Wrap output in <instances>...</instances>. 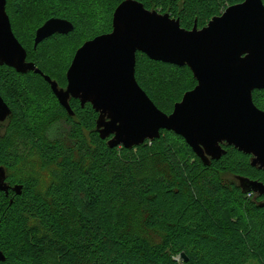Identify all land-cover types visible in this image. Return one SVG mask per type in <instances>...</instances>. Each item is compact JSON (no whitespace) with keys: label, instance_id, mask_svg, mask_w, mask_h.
Listing matches in <instances>:
<instances>
[{"label":"trees","instance_id":"16d2710c","mask_svg":"<svg viewBox=\"0 0 264 264\" xmlns=\"http://www.w3.org/2000/svg\"><path fill=\"white\" fill-rule=\"evenodd\" d=\"M31 1L14 5L8 0L13 32L27 51V61L66 88L67 71L77 50L87 41L112 32L113 15L122 0L106 3L110 28L92 35L86 32L75 8L91 7L94 0ZM136 1L148 10L179 19L183 28L191 30L195 24L204 28L228 7L244 0ZM32 8L36 11L31 14L33 21L27 23H32L28 30L18 20L29 16ZM52 18L70 21L73 31L55 34L35 48L36 31ZM76 41L63 66L47 64L54 45L70 46ZM146 66L181 76V80L170 78L180 85L177 95L152 84L155 77L145 74ZM136 79L166 114L197 86L187 66L154 61L140 52ZM35 82L57 101L36 124L39 116L31 113L33 102L24 91V85L30 87ZM0 94L12 111L0 124L4 130L0 166L6 171L13 169L31 152L39 154L44 166H55L54 181L44 191L34 179L14 178L8 184L22 185L21 195L0 191V251L6 257L0 264H264V196L245 193L239 182L246 178L264 184V171L251 165V155L224 144L227 153L207 166L183 137L170 131H162L159 139L133 149H111L108 139L102 140L96 130L99 114L91 104L82 107L79 100L71 99L74 116H70L50 84L32 71L21 74L0 66ZM263 96L264 90L253 93L255 105L264 111ZM162 98L167 109L161 105ZM59 117L65 118L67 127L54 122ZM157 163L164 169L153 171ZM135 209L139 210L141 229L131 218ZM182 253L188 262L181 258Z\"/></svg>","mask_w":264,"mask_h":264},{"label":"water","instance_id":"95a60500","mask_svg":"<svg viewBox=\"0 0 264 264\" xmlns=\"http://www.w3.org/2000/svg\"><path fill=\"white\" fill-rule=\"evenodd\" d=\"M7 2L0 0V49L7 51L11 33L25 58L21 62L19 57H6L0 66L6 65L21 74L32 71L43 76L70 116H74L71 99L79 100L82 107L91 104L99 114L96 130L102 140L108 139L111 149H133L146 141L159 139L162 131H170L183 137L207 166L211 160H220L227 153L225 144L251 155V165L264 171V111L253 100L255 91L264 90V9L259 8L264 7L262 0H259V7L258 0H248L247 6H244L247 3L244 0L228 7L204 28L199 29L195 24L191 30L183 28L179 19L148 10L136 0L132 2L144 10L145 17H155L165 23L146 20L138 15V6L131 2L122 6L121 3L114 12L112 27L114 29L115 13L122 6L126 9V32L115 39L103 34L87 41L94 43L98 39L94 46L86 45L89 49L86 56L78 54L82 47L79 48L75 54L78 55L76 62L72 61V64L75 62L73 69L70 66L67 71L66 88L27 61V51L13 32ZM119 21L118 11L117 32H120ZM172 24L177 27L170 28ZM73 29L74 25L68 20L49 19L36 31L35 48L49 37L66 35ZM202 32L205 33L195 38L177 36V33L187 37ZM143 35L148 38L137 41L140 47L131 45L130 37ZM237 43L244 44V50L251 53L243 66L236 65L231 57V50ZM141 47L147 51H142ZM138 52L154 61L187 66L193 73L197 86L175 104L171 114L161 111L140 87L136 79ZM132 82L141 90L140 96ZM149 105L163 119H149L146 114ZM0 112L3 113L0 124L12 114L1 94ZM0 171L3 172V176L0 174V191L9 195L12 190L21 195L23 186H9L6 169L0 166ZM239 182L245 193L264 196L262 182L246 178H240ZM0 255L3 257L0 262H4L6 257L1 251ZM181 258L188 262L185 253Z\"/></svg>","mask_w":264,"mask_h":264},{"label":"rangeland","instance_id":"374dc122","mask_svg":"<svg viewBox=\"0 0 264 264\" xmlns=\"http://www.w3.org/2000/svg\"><path fill=\"white\" fill-rule=\"evenodd\" d=\"M95 4L91 7H76L77 13H79V16L81 18L80 22L83 25V27L86 29V32L90 33L89 35L94 34V32H104L107 31L110 28V16L108 13V8L105 3V0H94ZM23 2H27L31 4V0H13V4H21ZM29 5V4H28ZM27 4L25 5L26 7L28 6ZM34 10L36 11V8H32L29 16H23L24 19L18 20V23H22L24 25H27L30 21H33L31 14L34 13ZM10 17V16H9ZM81 25V27H82ZM28 30L32 27L31 25H27ZM22 27H20V33H22ZM24 30V29H23ZM93 32V33H92ZM70 44V43H69ZM77 41L75 43H72L70 46H64V43H57L50 49L49 55L48 56V62L47 64H57L59 66H63L65 62H67V59L70 57L72 50L76 46ZM51 62V63H50ZM146 66L145 67V74L149 75V77H155L154 79H151L150 82L152 84H155L159 89L162 90V88H166V91L173 95H177V88H179V83L175 84L171 82L172 80L170 78L172 77H177L178 80H181V76L176 75L173 72L165 71L161 67L158 66ZM160 71V72H159ZM155 72V73H154ZM164 75L165 81L163 82L162 80V74ZM170 75V76H169ZM174 75V76H171ZM169 76V78H167ZM166 79H168L166 81ZM187 83V79H183V85ZM174 84V85H173ZM173 85V87H172ZM25 86V90L27 94L30 95V103H32V109L34 110L33 113L34 117H38L36 119L35 124L37 122H40V116L42 114H45L46 110H52L53 108L56 107L57 101L50 95L49 91L43 87L41 84L35 82L33 83L30 87ZM176 87V88H175ZM162 92V91H161ZM167 95V94H165ZM36 97V98H35ZM34 100V101H33ZM164 99L162 98L161 105L164 108H168L167 104L165 103L166 101H163ZM261 100L264 102V96L261 98ZM32 101V102H31ZM45 120V119H44ZM43 121V120H42ZM59 122L61 124V127H67L65 124V118L64 117H59L54 122ZM4 130H0V137L2 136ZM89 139V136L87 137ZM156 168H153L152 170L155 171L157 169H164L163 166L160 165V163H157ZM54 170L55 166L52 167H46L44 166L42 159L40 158L38 153L31 152L27 158H24L20 160L19 165L16 166L13 169H8L6 171V174L9 178L8 182L10 185L12 182L10 181L11 178L17 179V180H30L34 179L38 183V188L41 191H44L47 189V187L51 184L52 181H54ZM8 184V185H9ZM133 215L131 218L134 219L133 223L134 226H136L137 229H141V223H139L138 220V215H139V210L135 209L133 210ZM146 234L148 237H154V234L149 233V232H143ZM156 238V237H155ZM249 264H257L255 262H251Z\"/></svg>","mask_w":264,"mask_h":264},{"label":"snow or ice","instance_id":"6c2138e0","mask_svg":"<svg viewBox=\"0 0 264 264\" xmlns=\"http://www.w3.org/2000/svg\"><path fill=\"white\" fill-rule=\"evenodd\" d=\"M129 2H131L132 4L138 6L137 4L133 3L132 0H126V2H124V0H122V6L128 4ZM105 3H111V0H105ZM247 4H248V0H247V3L244 4V6H247ZM122 6L118 8V11L120 12V21H119L120 32H117V13H118V11H117L115 13V17H114V29H113V32L105 34L106 37H111V38L115 39V38H117V36L123 35L126 32V30H127L126 9L123 8ZM258 7H259V0H258ZM259 8L264 9V7H259ZM234 9L240 10L242 8H234ZM137 12H138L139 16H141L142 18H144L146 20L155 21V22H159V23H162V24L165 23V21H157L155 17H145L144 10L141 7H139V6L137 8ZM53 20H55V19H53ZM169 27L175 29L177 27V25L176 24H172V25H169ZM208 30L211 31L210 28ZM9 33H10V30H9ZM204 33L205 32H202L200 34H194L192 36H187V37L184 36L183 33H177V36H178V38H195V37H198V36H202ZM10 37H11V39H10V42L8 44L7 51L0 49V63H2L5 60L6 57H11V56L19 57L21 62H23V60L25 58V53L20 51V49L17 46L15 40L12 38L11 33H10ZM147 38H148L147 35H143V36H139V37L133 36V37H130V43H131V45H134L135 47H140V44H138L137 41L143 40V39H147ZM97 40H95V42ZM95 42L94 43L93 42H86V44L82 46V48H81V50L79 51L78 54H82V56H86L88 51H89V49H86V45H93L94 46ZM244 47H245L244 44L237 43V44H235L233 46V48L231 50L232 60L238 66H243L246 62L249 61L250 56H251V53L249 51H245ZM141 50L142 51H147V48L141 47ZM77 57H78V55L75 56V58H74L75 62L77 60ZM75 62L71 65V69H73ZM129 76H130V79H131V74H129ZM132 84L134 85V88L136 90L137 95L140 96L141 95V90L138 88V86L134 82H132ZM72 87L74 88L75 86L72 84ZM195 91H193V93ZM146 114L149 117V119H153V120L163 119V116H161V114L158 111H156L154 108H152L150 105L146 109ZM2 119H3V113L0 112V120H2ZM0 174H2V176H3V172L2 171H0ZM2 259H3V257H2V255H0V260H2Z\"/></svg>","mask_w":264,"mask_h":264}]
</instances>
